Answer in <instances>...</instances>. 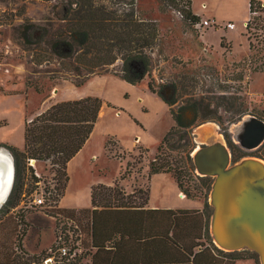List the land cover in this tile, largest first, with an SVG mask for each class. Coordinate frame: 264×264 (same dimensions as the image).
<instances>
[{"label":"rangeland","instance_id":"obj_1","mask_svg":"<svg viewBox=\"0 0 264 264\" xmlns=\"http://www.w3.org/2000/svg\"><path fill=\"white\" fill-rule=\"evenodd\" d=\"M250 1L193 0L194 11H215L218 15V27L214 25L207 29H195L183 18L181 12L171 6L167 7L165 2L138 0L137 7L142 16L158 23L160 36L156 45L148 51L152 58L150 71L141 84L131 90L132 97L128 105L131 110L139 113L140 103L137 97L144 93L149 82L164 96L174 99L176 104L171 108L167 105V108L157 109L148 104L150 111L143 117L146 128L143 142L150 149L148 152L140 153V146L136 152L121 151L113 139H110L111 142L105 149L103 143L97 140L99 144L94 146V151L98 158L91 160L87 156L85 163L87 182H113L121 178L120 174L125 172L126 165L130 162L127 180L133 181L135 190H141L136 194V199L141 201L148 185L142 181L140 188L139 181L144 176L149 161L155 158L160 140L175 125L170 110L188 104L196 103L200 116L190 129L194 148L199 146L198 137L205 136L201 134L202 131L211 128L214 136L209 142L202 144L225 141L229 147L233 145L230 148L233 162L264 155V146L260 152L247 151L240 148L234 139V130L248 115L264 120V71L256 70V67L264 65V42L258 44L256 37L250 35L255 45L253 49L250 47L245 30L246 19L248 22L250 17ZM260 1L264 3V0ZM204 4L208 8L204 9ZM0 12L3 21L9 20L8 24L0 25V144H9L24 150L26 124L58 103L61 96H77L76 85L82 83L83 77L90 73L85 69V64L81 63L78 65L82 69L81 74L75 72V63L72 60L58 59L50 53L46 54L45 46L23 47L18 43L22 26L26 23L46 26L53 31L62 26L57 19L60 9L56 1L0 0ZM206 15L209 16L208 13ZM203 20L207 19L201 18ZM229 22L236 27L229 30ZM261 38L262 36L259 40ZM121 68L122 61L119 60L109 67L96 69L91 74L92 77H103L89 83L84 89L85 92L97 93L117 107H123L120 85V80H123L114 74L121 72ZM188 117L192 119L193 116L189 113ZM122 128L127 131L124 132L125 135L130 139L134 138L132 128ZM101 134L102 129L98 133V139ZM0 150L11 156L15 168L12 190L5 203L10 200L7 205L0 204V245L11 244L16 255L30 258L32 263L36 259L40 262L53 255L52 262L48 264H61L62 256L58 249L63 246L70 250L78 247L77 240L83 236L75 225L57 221L52 213L45 210L50 209L48 206L32 210H26L25 207L16 209L24 191L29 196L36 189V185L30 172L23 173L21 178L25 187L18 196L13 191L17 174L15 158L6 148L0 147ZM37 168L51 181L53 173L49 172V164L39 162ZM191 178L192 181L183 182L184 188L205 198L212 217L213 210L209 203L211 188L205 187V180L199 179L196 169L192 171ZM118 187L127 193L121 184ZM11 229L15 231V235L9 234ZM19 244L23 252L19 249ZM82 246H79V255L85 257L88 251L82 249ZM239 252L236 256L242 258L237 264H261L256 253L250 250ZM88 263L86 257L83 258L81 264Z\"/></svg>","mask_w":264,"mask_h":264},{"label":"trees","instance_id":"obj_2","mask_svg":"<svg viewBox=\"0 0 264 264\" xmlns=\"http://www.w3.org/2000/svg\"><path fill=\"white\" fill-rule=\"evenodd\" d=\"M47 1H56L58 4L60 13L57 19L62 26L53 31L46 26L26 23L22 26L19 45L45 46L46 54L72 60L75 63L74 71L79 74L82 70L78 66L80 63L85 64V69L91 75L96 69L109 67L121 60V72L114 73L115 76L132 85L140 84L145 79L152 65L148 51L156 45L160 29L156 21L142 16L137 7L138 0ZM160 1L181 12L183 18L195 29L201 23V17L193 11L192 0ZM1 14L0 12V25L8 24L9 20L3 21ZM215 27L218 25L215 24ZM37 30L39 34L36 35ZM245 30L251 49L255 45L250 35L256 37L258 44L264 42L262 1H250V17ZM260 36L262 38L259 40ZM256 70L264 71V65L256 67ZM90 75L83 77L84 81L77 84L76 88L85 86L93 76ZM148 88L170 108L176 104L174 99L157 91L152 82L148 83ZM104 103L103 99L95 96L58 102L26 124L24 150L0 144V147L6 148L15 158L17 174L13 191L18 196L25 187L21 178L23 173L30 172L34 183L36 182L34 170L28 166L29 160L49 164V172L53 173V187L46 188L48 196L45 205L40 208L48 206L50 209L45 210L52 213L57 221L75 225L83 236L77 240L78 247L70 250L72 254L76 251V255H61V264H81L85 257L86 260L89 258L88 264H235L239 261L242 258L236 256L239 251H225L215 244L210 229L211 209H207L208 202L205 198L192 194L183 185L184 181L193 180L191 173L196 169L192 156L195 148L190 132L200 119L196 103L170 110L175 125L161 140L155 158L149 161L147 173L149 178L159 173L171 174L187 197L205 200L204 212L132 209L147 205L150 189L147 187L144 197L138 201L136 194L141 190L136 189L134 193L127 194L118 187L120 180L128 178L130 162L127 163L125 172L121 173V178L115 182V187L104 184L93 186V209H66L59 206L70 180L68 164L89 140ZM189 113L193 116L192 119H189ZM263 146L255 152H260ZM232 147L233 145L229 148ZM139 151L148 152L150 149L140 146ZM256 157L264 159L262 154ZM23 163L24 166H21ZM199 179L205 180L206 188L212 187L213 177L199 175ZM18 205L19 203L16 206ZM9 234L16 233L11 229ZM75 240L74 238L73 241ZM79 246L87 249L85 257L79 255ZM61 248L58 249L59 252ZM19 249L23 252L20 244ZM49 258H53V255L40 262L36 259L32 263L30 258L16 255L11 244L0 245V264H46L45 261Z\"/></svg>","mask_w":264,"mask_h":264},{"label":"water","instance_id":"obj_3","mask_svg":"<svg viewBox=\"0 0 264 264\" xmlns=\"http://www.w3.org/2000/svg\"><path fill=\"white\" fill-rule=\"evenodd\" d=\"M234 133L242 149L257 150L264 144V120L248 115ZM192 156L197 174L214 178L209 203L215 244L229 252H255L264 264V160L247 157L233 162L225 141L200 144Z\"/></svg>","mask_w":264,"mask_h":264},{"label":"crops","instance_id":"obj_4","mask_svg":"<svg viewBox=\"0 0 264 264\" xmlns=\"http://www.w3.org/2000/svg\"><path fill=\"white\" fill-rule=\"evenodd\" d=\"M192 5H193V0H192ZM204 5H206V7H203L204 9L208 8L207 4ZM194 13L200 16L201 18L213 20L215 21V23L217 22L218 15L215 11H208V12L199 11V13L197 11H194ZM207 13L209 14V16L206 15ZM246 23H247V19H246ZM100 77L103 76L91 77L89 81L85 84V86L81 88H76V92L75 91L74 92L77 94V96L71 95L68 98L61 96L62 99H60L58 102L78 100L89 96H95L103 99L102 96L97 93L89 92V91L85 92L84 90L89 86V83ZM120 85L122 87V99L124 101L123 103H121V106L123 107H117L112 103V101L103 99L105 103L100 111L99 119L95 125L93 133L91 134L89 140L86 142L83 149L68 164L67 172L70 180L66 189L65 196L61 199L59 204L61 208L93 209V205H92L93 186L98 184L114 186L115 182L120 179L117 178L113 182H103L99 180L87 182L86 179L87 177L85 176L86 175L85 163L88 158L87 156H89L91 160L92 159L95 160L96 158H98V154L94 151L95 150L94 146L99 144L97 140L100 141L101 144L103 143L104 148L106 149V145L109 139L112 137L121 151L136 152L139 146L145 147L143 142L144 141L143 135L146 131V128L143 123V117H145L147 113L150 111L147 108L148 104L151 105L153 109L163 108V107L167 108V104L157 94L152 93L147 87L144 93L138 94L137 100L140 103V110L139 113H136L133 110H131L130 106L128 105V101L132 97L130 94L131 90H135V88L139 84L132 85L124 80L123 81L120 80ZM60 94L62 93H58V95ZM109 104L117 108L109 106ZM111 114L112 117H109L111 116ZM136 121H138L139 124ZM116 125H118V128L116 127ZM122 127H126L128 130L132 128L134 130L133 131L134 138L130 139L129 136L125 135L124 132L127 131L124 130ZM101 129L103 130V134H101V136L98 139V133ZM147 170L148 169L146 168L145 172L143 173L144 176L139 181V187L141 188L142 181L148 185L150 189L149 201L147 205L143 208H132V209H143L144 211L192 210V211L204 212L206 207L205 200L201 198L192 199L187 197L186 194L183 191H181L177 181L171 174L159 173V174H154L149 178ZM132 183L133 181L127 179L120 180V184L125 188L127 194H131L135 192L136 187H134ZM71 193H72V197H70ZM84 197H87V199L86 198L84 199ZM87 260H89V258H87ZM237 262L235 264H237Z\"/></svg>","mask_w":264,"mask_h":264},{"label":"built area","instance_id":"obj_5","mask_svg":"<svg viewBox=\"0 0 264 264\" xmlns=\"http://www.w3.org/2000/svg\"><path fill=\"white\" fill-rule=\"evenodd\" d=\"M216 23L213 20H203L201 23L197 26V28H203L207 29L212 26H214ZM236 25L232 22H229L227 24V28L229 29H234ZM37 160L35 159H30L28 166L34 170V180L36 189L31 193L29 196H27V193L24 191L23 197L20 201L19 206H17L16 209H23L24 207L26 210H32L36 208H40L45 205L46 202V197L48 196V193L46 192L47 187H53V179L51 181H48L40 172V170L37 168ZM15 209V210H16ZM60 253L62 256H68L71 254V257L76 255V251L74 254L71 253L70 249L67 248L66 246H63L60 249ZM53 258H49L45 261L46 264L49 262H52Z\"/></svg>","mask_w":264,"mask_h":264},{"label":"bare ground","instance_id":"obj_6","mask_svg":"<svg viewBox=\"0 0 264 264\" xmlns=\"http://www.w3.org/2000/svg\"><path fill=\"white\" fill-rule=\"evenodd\" d=\"M201 134L205 136L198 137L199 144L209 142L214 136L211 128L204 129ZM13 173L14 165L11 156L4 150H0V204L5 203L12 189Z\"/></svg>","mask_w":264,"mask_h":264}]
</instances>
